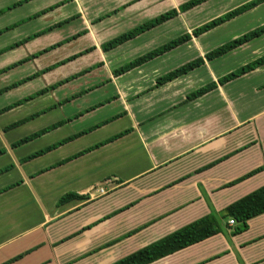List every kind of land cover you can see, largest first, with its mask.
Wrapping results in <instances>:
<instances>
[{"label": "crops", "instance_id": "0c3cea01", "mask_svg": "<svg viewBox=\"0 0 264 264\" xmlns=\"http://www.w3.org/2000/svg\"><path fill=\"white\" fill-rule=\"evenodd\" d=\"M17 1L0 0V10ZM59 1L64 0H49L46 7ZM99 2L69 0L59 8L70 6L71 15L75 13L76 20L87 27L82 13L100 12ZM19 7L0 14V20L6 21L0 29L31 17L16 14ZM199 37L185 46L192 44L197 56L204 57ZM263 38L264 34L227 54L253 44L257 55L253 61L264 54ZM225 55L162 85H156V80L169 71L153 66L159 56L120 76L111 74L110 83L117 86L114 101L123 105L121 118L128 121L121 132L130 131L67 162L60 163L120 133L92 135L116 119L25 162L30 154L72 135H42L51 142L17 158L13 157L16 148L42 136L17 147H12L14 142L2 143L0 156H7V166L12 168L0 178L10 171L18 178L5 184L0 181V222L7 217L15 220L11 213L19 209L21 195L38 207L39 220L22 232L14 231L15 223L8 229L0 225V264H112L194 220L221 212L264 185V64L218 84L228 73L218 72L214 62ZM212 82L216 83L213 90L187 100L193 91ZM220 110L221 116L216 117ZM103 185L108 193L96 199L92 194ZM66 193L85 198L59 204ZM139 206L140 212L136 211ZM229 218L220 221V232L214 236L151 264H264V213L248 220L247 230L239 234L233 233L235 225H228ZM23 251L22 259L13 260Z\"/></svg>", "mask_w": 264, "mask_h": 264}, {"label": "rangeland", "instance_id": "374dc122", "mask_svg": "<svg viewBox=\"0 0 264 264\" xmlns=\"http://www.w3.org/2000/svg\"><path fill=\"white\" fill-rule=\"evenodd\" d=\"M185 1L187 0H100L98 5L100 9L98 11L100 12L89 11L87 13H82L83 19H85L84 23H87V27H84L83 24L81 25V23L76 20L75 13L71 15L74 10L70 6H65L63 9L58 7L42 16L32 18L31 21L16 29L12 28L13 30L11 29V31L0 35L1 50L45 27L65 20L68 17H72L67 24L55 28L45 35L30 40L17 48L1 53V69L43 47L78 32L86 31L80 37L47 52L45 55L43 54L0 74V89L52 63L61 61L83 51H88L48 73L42 74L15 88L2 92L0 94V110L45 86L76 74L87 67L98 65V67L82 75L75 76L74 79L42 96L23 102L21 105L13 107L8 111L1 112L0 150H2L1 148L3 147L1 145L2 143L5 145L15 142L46 126L61 120H66L67 118H71L72 120L44 135H73L75 132L85 130L123 112V105L119 101L113 100L116 95L117 86L110 82H106L108 78L111 77L114 69L176 38L185 33V31L191 32V27L199 26L211 20V18L217 17L219 14L221 15L223 12L225 13V11L232 6H236L240 3L242 4V2L247 0H208L185 13L179 14V17L172 22L167 24L163 23L164 25L161 24L155 27V29H151V31L149 30L106 53L101 51L100 44L102 42L128 31L147 18H153L172 8L177 9L178 6ZM48 3L49 0H36L29 5H24L23 3V6H18L19 8H17L16 14L22 17L28 14L32 16L39 11L38 8L46 7ZM124 5L126 6L122 8ZM115 9L119 10L116 11ZM114 10L115 12L113 13ZM5 12L7 13V10H5L4 13ZM106 14L110 15L106 16ZM103 16L106 17L98 20ZM25 18H22L21 21L29 20ZM7 19H10L9 15ZM4 22L6 21L0 20V26L4 24ZM263 24L264 5H257L243 14L203 33L199 37V41L202 43L203 49L208 52ZM3 29L4 28H1L0 30L2 31ZM262 46L261 50L264 52V44H262ZM255 52V46L252 44L244 48V50H238L234 54L229 53L227 54L228 56L225 55L223 59L220 58L222 60L214 62V66L218 72L229 73L239 69L243 64L251 62L252 59L257 56ZM197 54L198 52L194 50L192 44H190V46L182 44L160 55L158 58L156 57L157 59L152 63L153 66L159 67V71L165 73L195 59L198 57ZM222 61L224 64L220 67L219 64L222 63ZM103 81L105 82L101 84ZM73 95L75 96L73 97ZM66 98L71 100L63 102ZM59 102H61V105L57 104ZM99 104L102 105L99 106ZM93 107L97 108L86 113V110ZM45 108L50 109L23 124L8 128L9 125L35 112L44 110ZM220 112L221 110L217 112L216 117L221 116ZM127 124L128 121L125 117H119L118 120L116 119V121L109 123L106 128H102V130H98L92 135H101V133L106 132H112V134L121 132ZM46 137L49 136H42V138L38 140L31 141L30 143L16 148L15 151H18L15 154L13 152V157L17 158L18 156L28 155L32 150H37L44 144L51 142L52 139ZM7 164V156H0V169L6 167ZM15 178H18L17 173L15 171H10L2 175L0 181L5 184L15 181ZM107 193L101 196H95V198L103 197L107 195ZM19 201L21 203L19 209L11 213V215H14L15 220H10V218L7 217L0 222V225L4 226L5 229H8L9 226L11 227V225L15 223L14 231L22 232L31 228L39 220V210L35 204L26 203L25 195H21ZM16 205L17 204L12 207H16ZM140 207L141 206H139L136 211L140 212ZM144 207L147 208V206ZM24 256L25 252L23 251V253L21 252L15 258L19 260ZM8 262L13 261L10 260Z\"/></svg>", "mask_w": 264, "mask_h": 264}, {"label": "trees", "instance_id": "16d2710c", "mask_svg": "<svg viewBox=\"0 0 264 264\" xmlns=\"http://www.w3.org/2000/svg\"><path fill=\"white\" fill-rule=\"evenodd\" d=\"M30 0H19L17 1L16 3L6 7L5 9H2L0 10V14L2 12H4L5 10H9L10 8H14V7H17L19 5H22L23 3H26ZM69 0H64V1H59L55 4H52L38 12H36L34 15H32L30 18H34V17H39L49 11H52L56 8H58L59 6L63 5L64 3H67ZM208 0H187L185 1L184 3L180 4L178 6L177 9L175 8H172V9H169L151 19H148L144 22H142L141 24L129 29L128 31H125L121 34H119L118 36H115L107 41H104L100 44V49L102 52L106 53L112 49H115L116 47L124 44L125 42L129 41V40H132L136 37H138L139 35L165 23V22H168L176 17H178L179 14L181 13H185L187 12L188 10L206 2ZM134 2V1H133ZM262 2H264V0H249L207 22H204L202 24H200L199 26H196L195 28L192 29L191 32H185L179 36H177L176 38L174 39H171L170 41L154 48L153 50H150L144 54H142L141 56L129 61L128 63L126 64H123L121 65L120 67L114 69L112 71V76L113 77H117V76H120L122 74H124L125 72L135 68V67H138V66H141L143 65L144 63L172 50L173 48H176L182 44H185L187 43L188 41H190L193 37L197 38L199 36H201L203 33L243 14L244 12L256 7L257 5L261 4ZM129 4V3H128ZM126 5L122 6L125 7ZM116 11L119 10V9H115ZM115 10L113 11V13L115 12ZM110 14H106V16H109ZM106 16H103L102 18L98 19V20H101L103 18H105ZM72 17H69V18H66L65 20H62L58 23H55L53 25H50L38 32H35L33 33L32 35L28 36V37H25L7 47H5L4 49H1L0 50V54L3 53V52H6L10 49H13V48H16V47H19L25 43H27L28 41L32 40V39H35L43 34H46L48 32H50L51 30L55 29V28H58V27H61L62 25L64 24H67L68 22H70ZM26 20H23V21H20V23H16L15 25H12V26H8V27H5L2 31L0 30V34L5 32V31H8V30H11L12 28L16 27L17 25L25 22ZM86 31H81V32H78L72 36H69L67 38H64L58 42H55L35 53H32L31 55L25 57V58H22L12 64H10L9 66L7 67H4L2 69H0V74L14 68V67H17L23 63H26L30 60H33L61 45H64L65 43H68L70 42L71 40H74L78 37H80L82 34H84ZM264 34V24L237 37V38H234L233 40L225 43V44H222L220 45L219 47L211 50V51H208L204 54V57H196L195 59L183 64L182 66H179L169 72H167L166 74L160 76L159 78H157L156 80V85H162L166 82H169L175 78H178L184 74H187L188 72H190L191 70L195 69V68H198L199 66L203 65L205 61H211V60H214L216 58H219L225 54H227L228 52L236 49L237 47L245 44L246 42L258 37V36H261ZM93 49V48H92ZM84 52H88V51H83L81 53H78V54H75V55H72L66 59H63L61 61H58V62H55V63H52L48 66H46L45 68L41 69V70H38L30 75H28L27 77L25 78H22L20 80H18L17 82L15 83H12L10 85H8L7 87L5 88H2L0 89V94L4 91H7V90H10L12 88H15L27 81H30L42 74H45V73H48L50 71H52L53 69L77 58L78 56H80L81 54H84ZM264 64V55L241 66L239 69L237 70H234V71H231L229 72L228 74L220 77L218 79V84H224L228 81H231L251 70H254L255 68L259 67V66H262ZM98 67L97 66H92V67H87L85 69H83L82 71L76 73V74H73L67 78H64V79H61L51 85H48V86H45L43 88H41L40 90L28 95L27 97H24L20 100H18L17 102L9 105V106H6L4 107L3 109L0 110V113L1 112H5V111H8L9 109L13 108V107H16V106H19L21 105L23 102H27L28 100H32L38 96H42L43 94L49 92V91H52L54 89H56L57 87L65 84L66 82L72 80L75 78V76H79V75H82L90 70H92L93 68H96ZM105 81H103L101 84H103ZM106 82H110V78H108V80ZM216 87V83L212 82V83H209L205 86H202L200 87L199 89L193 91L190 95L187 96V100H190V99H193V98H196L198 96H201L203 94H205L206 92H209L211 90H213L214 88ZM75 95H73L74 97ZM72 97V98H73ZM115 98V97H114ZM113 98V100H114ZM71 99H68L66 98L63 102H68L70 101ZM109 102V101H108ZM58 105H61V102L57 103ZM102 104H99V106H101ZM51 108V107H50ZM50 108H45L44 110H41V111H38V112H35L23 119H21L20 121L18 122H15L11 125L8 126L9 127H15L19 124H23L24 122H27L33 118H35L36 116L38 115H41L42 113H45L47 110H49ZM97 107H93V108H89L88 110H86V113L88 111H91L93 109H95ZM81 115V114H79ZM123 116V113H119L117 115H114L112 117H110L109 119H106V120H103L101 122H99L98 124L94 125V126H91L85 130H82L78 133H75L73 134L72 136H69L67 138H64L54 144H51L39 151H36L34 152L33 154H30L29 156L25 157L23 159V161H29V160H32L36 157H39L41 155H44L45 153L63 145V144H66L67 142H70L72 141L73 139H75L76 137L78 136H81V135H84L88 132H91L93 131L94 129L100 127V126H103L115 119H118L119 117ZM72 119L71 118H67L66 120H61V121H58L56 123H53L49 126H46L34 133H32L31 135H28L26 137H23L21 138L20 140H17L16 142H14L12 144V147H17L21 144H24L28 141H31L39 136H42L44 135L45 133L53 130V129H56L58 128L59 126L65 124V123H68L69 121H71ZM7 129V127H6ZM130 130L127 129V130H124L120 133H117L115 134L114 136L110 137L109 139L105 140V141H102L98 144H95L87 149H84L83 151H80L79 153L71 156V157H68L64 160H62L60 163H64V162H67L73 158H75L76 156H80V155H83L95 148H98L110 141H113L123 135H125L126 133H128ZM4 150H0V155L3 154ZM59 163V164H60ZM12 168V165H9V166H6L2 169H0V174L6 172L7 170L11 169ZM260 169H257V170H254L250 173H248L247 175H245L244 177L238 179L237 181H234L232 183H230V185L232 184H235L236 182L240 181V180H243L249 176H251L252 174L258 172ZM18 183H15L14 185H17ZM9 188V187H7ZM5 188V189H7ZM82 198H85L84 195H78V194H75V193H66L65 195H63L59 200H58V203L61 204V203H64L68 200H71V199H82ZM264 213V185L258 187L257 189L251 191L250 193L246 194L245 196L241 197L240 199L236 200L235 202L231 203L230 205H228L224 210H222L221 212H211L209 213L208 215H205L197 220H194L168 234H166L165 236L157 239L156 241L120 258L119 260L113 262L112 264H151L157 260H160L162 258H165L169 255H172L184 248H187L191 245H194L196 243H199L211 236H214L215 234H217L218 232H220V221L222 219H226V218H234L236 220V224H235V227L233 228V233L234 234H239L245 230H247L248 228V225H247V222L248 220H250L251 218H254L258 215H261ZM17 258H14L13 260H16Z\"/></svg>", "mask_w": 264, "mask_h": 264}, {"label": "built area", "instance_id": "2783aa9c", "mask_svg": "<svg viewBox=\"0 0 264 264\" xmlns=\"http://www.w3.org/2000/svg\"><path fill=\"white\" fill-rule=\"evenodd\" d=\"M108 192V190L106 189L105 185L98 187L97 189H95L94 194H92L94 197L95 196H101L104 195ZM236 224V220L234 218H229L228 220V225L230 226H234Z\"/></svg>", "mask_w": 264, "mask_h": 264}]
</instances>
